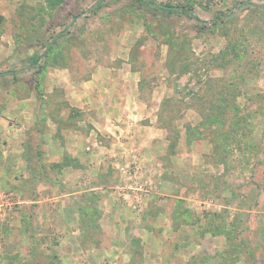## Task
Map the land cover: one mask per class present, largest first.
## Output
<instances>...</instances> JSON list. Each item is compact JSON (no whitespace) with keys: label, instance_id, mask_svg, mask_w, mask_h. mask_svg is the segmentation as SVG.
Masks as SVG:
<instances>
[{"label":"rangeland","instance_id":"rangeland-1","mask_svg":"<svg viewBox=\"0 0 264 264\" xmlns=\"http://www.w3.org/2000/svg\"><path fill=\"white\" fill-rule=\"evenodd\" d=\"M153 1L0 0V264H264V0Z\"/></svg>","mask_w":264,"mask_h":264},{"label":"trees","instance_id":"trees-1","mask_svg":"<svg viewBox=\"0 0 264 264\" xmlns=\"http://www.w3.org/2000/svg\"><path fill=\"white\" fill-rule=\"evenodd\" d=\"M141 2L157 9V10H160L162 12H165V13H181V14H188L190 15V11L188 8L184 7V6H171L170 4H158V3H155L153 0H140ZM243 6L246 5V3H243L242 4ZM196 21H198V19H196ZM36 61V60H34ZM7 74H15L14 72H9ZM3 75V74H2Z\"/></svg>","mask_w":264,"mask_h":264},{"label":"crops","instance_id":"crops-1","mask_svg":"<svg viewBox=\"0 0 264 264\" xmlns=\"http://www.w3.org/2000/svg\"><path fill=\"white\" fill-rule=\"evenodd\" d=\"M62 135H64V139H65V147H66V144H67V146H68V144L70 143V144H72L73 145V141H71V140H68V139H66L68 136H71L70 138H72L73 139V136H72V134H62ZM61 149H62V151H64V147H61ZM66 150V149H65ZM69 150V149H68ZM68 152H70V151H68ZM71 153V152H70ZM26 203V202H25ZM27 203H33V202H27ZM30 206H31V204H29ZM3 205L2 204H0V207H2ZM30 206H28V208L27 209H30Z\"/></svg>","mask_w":264,"mask_h":264}]
</instances>
